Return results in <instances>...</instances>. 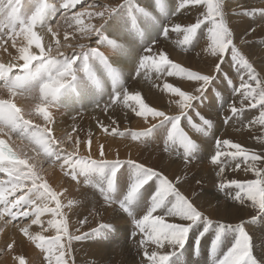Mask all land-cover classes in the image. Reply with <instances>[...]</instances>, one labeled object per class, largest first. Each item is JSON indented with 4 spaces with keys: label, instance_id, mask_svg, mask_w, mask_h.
<instances>
[{
    "label": "snow or ice",
    "instance_id": "1",
    "mask_svg": "<svg viewBox=\"0 0 264 264\" xmlns=\"http://www.w3.org/2000/svg\"><path fill=\"white\" fill-rule=\"evenodd\" d=\"M261 4V7L233 14L259 16L264 21V0ZM78 7L83 10H75ZM225 7V0H180L174 6L169 0H146L143 5L138 0H117L108 4L93 0L87 8H83L82 0H60L59 3L56 0H0V48L5 52L9 51V46L15 50L9 62H0V173L7 177L0 179V220L23 224L16 225L17 231L24 241L40 251L39 264H75L72 259L74 241L90 237L111 240L116 228L98 223L89 231H82L88 224V216L79 218L82 205L72 208L76 201L68 200L71 212L78 216L73 225L71 217L62 211L63 192L54 190L29 159L13 150L9 144L13 135L28 139L38 154L42 153L48 161L58 165L64 177L77 184L81 178L85 185L94 182L103 200L102 207L112 208L129 218L132 231L128 235L132 238L139 235L137 243L143 253V264H193L196 259L185 258L186 245L190 244L192 254L198 258L202 241L209 237L211 264H259L253 255L254 240L249 229L264 222V153H257L230 139L215 138L209 159L213 165H221L217 177L225 172L222 165L227 161H236L237 170L243 164L242 170L255 177L222 179L216 185L221 191L234 190V195L229 197L234 202L231 206L234 212L240 210L238 206H250L255 213L248 219L237 218L238 222H224V218L214 220L206 214L213 207L211 199L198 203L201 194L195 189L191 195L180 191V185L187 182L180 174L174 172L173 180L163 170L158 171L154 166H146L132 158L122 159L119 153L115 158H107L104 144H100L94 153L91 134L87 140H82L75 127L67 133L68 143L74 145L73 151H66L61 137L56 135L54 109L67 107L66 100L71 94L86 95L92 103L99 105L97 97L106 90L105 82L95 71L99 65L111 82L104 110L107 112L113 105L122 104L148 125L138 131L109 129L103 124L99 127L109 136L130 137L140 143L159 137L164 153L171 156L175 151L185 166L191 164L199 148L182 125L186 122L197 133L205 137L210 135L212 119L197 112L199 123H194L189 110L194 108V101L203 100L209 91L217 98V90L211 88L217 77L182 67L169 59L165 50L153 51L152 45L158 43V37L167 39L175 33L182 36L178 41L180 46L194 48L205 35L204 28L208 44L203 51L214 58L209 62L212 72L219 74L222 71L225 54L229 53L230 65L243 70L247 77L241 76L239 86L235 87L225 75L226 83L241 97L239 107L229 105L231 116L225 118V123L240 118L247 107L258 108L259 115L244 127L264 126V75H261L264 67L257 72L250 62V54L234 42ZM61 12L66 25L63 42L58 31L52 28L55 17ZM183 12L199 15L194 22H176ZM260 26L264 27V23ZM251 31L254 33L255 29ZM124 35L138 36L139 44L119 42L118 38ZM85 39L94 41L95 46L72 43ZM256 43L264 46V39ZM105 46L131 65V74L139 76L155 72L168 77L179 76L195 82L197 94L164 83L163 89L178 97L175 100L178 114L170 115L149 106L140 92L130 93L124 86L122 70L114 67L100 51ZM63 48L72 51L67 53ZM78 88L82 91L78 92ZM19 97L31 98L34 103L18 106L16 100ZM33 116L42 119L44 124L34 123ZM72 133L77 135L74 137ZM82 151L87 155H81ZM196 184H201V180ZM205 203L208 209L203 207ZM220 207L217 203L216 209ZM45 216L50 217L46 222L42 219ZM33 226L40 230H33ZM49 229H54L56 234L45 235ZM73 229L79 234H73ZM17 243L13 239L4 250L15 253ZM149 245H154V249L149 251ZM13 260L15 264H28L22 254L14 255Z\"/></svg>",
    "mask_w": 264,
    "mask_h": 264
},
{
    "label": "rangeland",
    "instance_id": "2",
    "mask_svg": "<svg viewBox=\"0 0 264 264\" xmlns=\"http://www.w3.org/2000/svg\"><path fill=\"white\" fill-rule=\"evenodd\" d=\"M177 1L179 0H176V2ZM230 1L233 2L231 3L229 2V0H225V4L227 7H225L224 10L227 13L230 27L234 32V42L237 46L241 47L245 51V53L250 54V62L253 63V66L257 69V72H260L261 68L264 67V46H259L256 41L264 39V27L260 26L262 23H264V21H262L259 16L248 17L238 14L234 15L233 13H239L244 9L261 7V0ZM56 2L59 3L60 0H56ZM92 2L93 0H82L83 8H87L88 5ZM97 2L101 4H108L116 3L117 0H109L108 3L106 2V0H97ZM174 2L175 1L173 0H169V3L173 6ZM75 10L79 11L83 9L78 7ZM197 15H199V13L183 12V14L179 16L178 20H176V18L173 19L176 20V22L186 24L189 22H194ZM62 23L63 13L61 12L57 14L55 20L52 23L53 30L59 29L57 27H60ZM96 23L99 24V22ZM237 29L238 31L236 32ZM252 29H255L254 33L251 31ZM203 30L205 35L202 36L199 44L194 48L191 45L180 46L178 44V41L179 39H182V36H177L175 33H173L167 39H164L163 37H158V42L164 41V45L166 47L162 45L159 49L153 50H165L166 54L168 55V58L175 63H179L182 67H187L190 70H199L204 74H212L217 77L213 85H211V88L217 90L218 92L217 98H213L211 91H209L203 100L194 101V108L189 110L191 116L193 117L194 123H199V119L196 116L197 112H199L206 118L212 119L213 127L210 135L205 137L201 133H197L196 131L191 129L190 126L186 124V122L182 125V127L185 128V131L188 132L189 136L196 142L199 148V151L193 158L191 164L185 166L183 164L182 159L177 157L175 151H173L171 156H169L167 153H164L162 140L159 137H156L152 140H149L147 143L142 144L140 142L132 141L130 137L125 138L120 136H109L99 127L100 124H103L109 129H111L112 127H117L120 131H124L126 129L138 131L148 126L145 122L144 124L137 126L138 124L144 121L143 118L136 117L135 114L132 112L131 108H125L122 104L113 105L111 108L108 109L107 112L104 111V105L109 100V93L111 92L110 81V92L106 94L104 101L99 100L98 106L95 103L93 104L94 106L91 105L93 107L90 106V110L87 109V112L89 111L88 114L86 112L84 113V116L79 117L78 114L73 116V111L70 110V108L68 109L64 107L62 109V113L64 111L62 115L63 117H56V121L59 120L56 123V135L61 137L63 141L62 146L65 148L66 151H73L74 145L68 143L67 133L72 132V128L75 127L77 129L79 137L82 140H87L89 138V134H91V139L94 145V151H96L95 145L97 144V142L104 144L106 146V152L108 153L107 158H115L117 153H119L122 159L132 158L137 160L138 162H143L146 166H154L158 171L163 170L164 173L173 180L174 176L172 174L174 172L180 174L181 176L185 177L187 181L186 183H182L180 185V191L187 195H191L192 189H195L197 193L201 194V201H198V203L211 199V203L213 206L211 209H208V205L206 203L203 204V207L208 209L206 214H208L210 218L214 220L224 218V222H228L231 221L229 220L230 218H233L230 214L232 213V210L228 211V208L231 207L234 203L229 198L231 195H234V190L225 189L224 191H221L216 187V185L220 183L222 179H253L255 177L252 173L244 172L242 170L244 167L243 164L241 166V169H235L236 161L225 162L222 165L225 168V172L222 174L221 177H217L216 172L219 170V167L221 165H213L209 159L210 154H213V145L215 143V138L230 139L233 142L240 143L242 146L256 151L257 153H264V126L254 124L250 125L249 127H244V125H247L250 120L259 115L258 108L251 109L247 107L245 108L244 114H242L240 118H233L228 120L227 123H225V118L231 116V112L229 111V105L235 104L237 107H239L241 100L240 95L238 93H234L232 87H230L226 83L225 75L227 74V76L232 81V85L235 87L239 86L241 76H243L245 79L247 77L245 76L243 70H237L230 65V63L228 62L230 60L229 53L225 54L226 60L222 65V71L219 74L212 72V69L209 66V62L214 58L211 57L209 53L203 51V49L206 48L208 44L206 28H204ZM126 37L129 36L124 35L119 37V42L126 43L128 40ZM172 40L173 42H171ZM61 42H63V40H61ZM76 43H92V46H95L94 41L90 42L87 39L79 40ZM152 47L155 48V44L152 45ZM162 47L164 48L162 49ZM104 48H106V46L103 48L101 47L100 50H105ZM62 50L67 53H70L72 51L68 48H63ZM125 62L126 60L121 58L120 65L124 64ZM113 66L116 67L115 64H113ZM95 71L100 72L102 75L104 74V70L99 65L96 66ZM122 74V76H124L122 77V80L126 81L123 82L124 86L128 89L130 93L132 91L140 92L145 103L149 104V106H154L160 110L166 111L170 115L178 114L179 112V109L175 103V100L178 99V97H174L173 94L166 92L163 89L164 83H169L173 86L181 87L182 90L197 94L194 90L196 87H198V85L193 81H188L179 76L168 77L164 74L158 75L155 72H149L146 75V77L150 75L148 76L149 78L147 77L148 81L144 82L142 81V78H139L135 75L130 79H125V74L123 71ZM261 75H264V73H261ZM105 76H107L106 73ZM137 83L139 84V86H137ZM244 103L245 105H247V101H245ZM65 109L68 111L67 115L65 114ZM35 119L36 120H34L33 118L34 123L40 125L44 124L42 119H38L37 117H35ZM113 120L116 121L115 125L112 124ZM61 133H63V135H61ZM72 135L75 137L77 133H72ZM98 135L102 137L98 138ZM96 137L97 140H95ZM118 138L120 141L118 140ZM93 139L95 140V142ZM21 140L22 138H18L15 135L12 136V142L17 141L15 143H17L18 145L21 143ZM26 146L27 147H25V145L24 147L21 146L22 157L32 160L33 165L37 164L35 169L40 173V175L46 177L47 175H49L50 170L55 168L59 169L58 165L53 164L51 161H47L45 159L43 160L41 153L40 156H37L39 158V161H37V157L35 156L34 158V155H32L28 150L27 143ZM131 148L134 150H132ZM178 150L182 151V149ZM82 154L83 153L81 152V155ZM93 158H95V154ZM172 161H175V163H173ZM48 167H51L52 169L49 170ZM0 179H7V177L4 173H1ZM197 180H201V184L197 185ZM68 189L69 192L67 194L62 195L61 197V202L62 198H64V201L66 200V203L62 202V211L67 213V215L71 217V223L73 225H76L78 216L71 212L68 205V200L76 201V203L71 206L72 208H77L82 205V207L79 208L80 212L82 213L79 218H83V216H88V224L82 229V231L87 232L91 228L96 227L98 223L111 224L116 228V234L111 240H96L90 237L89 239L74 241V256L72 257V259H74L75 264H143V253L137 243L140 238L139 235L135 238H132L128 235L132 231V225L129 218H127L121 212L113 210L112 208H107V206L102 207L103 200L98 193V189L94 187V182L92 184L85 185L83 183V178H81L79 184L70 180L68 184ZM217 203H219L221 206L219 209H216ZM238 207L240 210L234 212L235 217L237 216V218L248 219L251 215L255 214L254 210L251 209L250 206ZM45 217L49 218L48 216ZM232 222H238V220L236 219V221ZM3 223L5 224V221ZM8 224L10 226L12 225L10 228V232L15 231V229L17 230L16 225L23 226L20 221H13L12 224ZM52 230L53 229H49L47 233ZM249 230L254 240L253 255L258 260L259 264H264V222L252 226ZM73 234L78 235L79 233H76L73 229ZM47 235L49 236V234ZM210 239L211 237H209L208 240L202 241V250L198 258H196L192 254L190 244L186 245V248H188V250L186 252L185 258L189 261L196 259L194 260L193 264H211V256L208 251ZM25 243L31 246L30 243L26 241ZM31 247L33 250L31 252V257L26 258V260L28 261V264H39L40 260L42 259V255L38 249H35L34 246ZM154 247V245H149L148 250L151 251L154 249ZM1 250H3V245H0V257ZM168 250L171 251L172 249L169 248Z\"/></svg>",
    "mask_w": 264,
    "mask_h": 264
},
{
    "label": "bare ground",
    "instance_id": "3",
    "mask_svg": "<svg viewBox=\"0 0 264 264\" xmlns=\"http://www.w3.org/2000/svg\"><path fill=\"white\" fill-rule=\"evenodd\" d=\"M108 1L109 0H106V2L108 3ZM173 1H175L174 2V5L175 4H178L179 2H180V0L179 1H177L176 2V0H173ZM22 2H23V0H22ZM146 2V0H139V2L138 3H141L142 5L144 4ZM229 2H231L230 0H229ZM233 2V1H232ZM231 2V3H232ZM234 6V5H233ZM227 7V6H226ZM191 16V15H190ZM248 18V17H247ZM181 19V18H180ZM258 19V18H257ZM95 23L96 22H99V21H94ZM261 22V21H260ZM60 24H61V22H60ZM98 24V23H97ZM243 26H244V24H243ZM57 28H59V29H55L54 31H58V34L60 35V37H61V40H62V37H63V32L65 31V28H66V25H64V23H62V25L60 26V27H57ZM238 31V29L236 30V32ZM129 36V35H128ZM128 40H127V42L126 43H123V44H125V45H130V44H139V37L138 36H129V37H126ZM158 39V38H157ZM160 39V38H159ZM165 39V38H164ZM120 41H121V39H120ZM125 41V40H124ZM160 41V40H159ZM74 42V44L77 42L76 40H74V41H72V43ZM171 42H173V40L171 41ZM167 43H168V41H167ZM165 44V42L164 41H160V42H158L157 44H155V48L153 47V50L154 49H159L162 45H164ZM167 45V44H166ZM165 46V45H164ZM176 46V45H175ZM166 47V46H165ZM172 47V46H171ZM103 48V47H102ZM164 47H162V49H163ZM169 48V47H168ZM105 50H100L101 52H103L104 53V55L106 56V57H108L109 59H110V61L112 62V64H115L116 65V67H119L120 69H122V71L124 72V74H125V79L127 78V79H130V78H132L134 75L133 74H131V65H129V63L126 61L124 64H122V65H120V63H121V58H119V57H117V56H115L114 55V53H113V51H112V49L111 48H109V47H106V48H104ZM177 49V48H176ZM66 50V49H65ZM156 51V50H155ZM171 51V50H170ZM14 52H15V50L14 49H11V47L9 46V51L8 52H5L2 48H0V62H4V63H7V62H9L11 59H12V55L14 54ZM172 53H173V51H172ZM176 53V52H175ZM175 55V54H174ZM172 57V56H171ZM101 72H102V70H101ZM97 73V75L105 82V91L100 95V96H98L97 97V99H98V101L100 100V101H104V99H105V96H106V94L107 93H109L110 92V83H109V80L106 78L107 76H105V72H104V74L102 75L100 72H96ZM123 75V74H122ZM148 76H150V75H148ZM147 76V77H148ZM122 77H124V76H122ZM139 78H142V81H144V82H147L148 80V78L146 77V75H144L143 73H141V75H139L138 76ZM135 78V77H134ZM123 79V78H122ZM138 79V78H137ZM135 80V79H134ZM156 80V79H155ZM123 81V80H122ZM137 81V80H136ZM150 81V80H149ZM159 81V80H158ZM157 81V82H158ZM123 82H126V81H123ZM138 82V81H137ZM139 83H140V79H139ZM172 83V82H171ZM144 84V83H143ZM133 85V84H132ZM141 85V84H140ZM90 86V85H89ZM137 86H139V84L137 83ZM130 87H131V85H130ZM144 87V86H143ZM129 88V87H128ZM139 88V87H138ZM140 88H141V86H140ZM139 88V89H140ZM146 90H147V87H146ZM77 91L79 92V91H82V88H80V89H77ZM133 92V91H132ZM151 93H153V92H151ZM150 93V94H151ZM153 96V95H152ZM159 98V97H158ZM151 99V98H150ZM153 100V99H152ZM156 101V100H155ZM158 101V100H157ZM16 102H17V104H18V106H29V105H32L33 103H34V101L31 99V98H28V97H26V98H24V97H19V98H17V100H16ZM103 103V102H102ZM162 103V102H161ZM66 104L68 105L67 107H65V108H70V110H72L73 111V113H74V115L73 116H75V115H79V117L80 116H84V113H86L87 112V109H89L90 108V106L91 105H93L94 103H92L88 98H87V96L86 95H81V96H77L75 93H73V94H71L70 95V97L66 100ZM163 104V103H162ZM94 106V105H93ZM93 106H91V107H93ZM64 107L62 106L59 110H55L54 109V111L56 112V117L58 118V117H60V116H62L63 115V113H64V111H63V113H62V109H63ZM102 108V107H101ZM92 109V108H91ZM90 110V109H89ZM65 111H66V115H67V113H68V111L65 109ZM105 111V110H104ZM89 112V111H88ZM88 112H87V114H88ZM103 112V111H102ZM91 113V112H90ZM93 113V112H92ZM105 113V112H104ZM102 114V113H101ZM113 115V114H112ZM72 116V115H71ZM87 116V115H86ZM55 117V118H56ZM63 117V116H62ZM65 117V116H64ZM34 118V120H36L35 119V116H33L32 117V119ZM86 118V117H85ZM124 118V117H123ZM39 119V118H38ZM62 119V118H61ZM39 121V120H38ZM42 121V120H41ZM40 121V122H41ZM57 121H59V120H57ZM56 121V122H57ZM68 121V120H67ZM135 122V121H134ZM64 124H66V123H64ZM142 124H144V121L142 122V123H140V124H138L137 126H140V125H142ZM60 126V125H59ZM61 127V126H60ZM188 128V127H187ZM186 128V129H187ZM59 132V131H58ZM99 137H102V136H100V135H98V138ZM5 138V137H4ZM5 139H7V138H5ZM110 139V138H109ZM94 140V139H93ZM95 140H97V137H96V139ZM95 140H94V142H95ZM117 140V139H116ZM118 140H119V138H118ZM19 141V140H18ZM120 141V140H119ZM15 142H17V141H15ZM15 142H12V138H11V140L9 141V144H10V146L13 148V150L14 151H17L18 152V154H21V156H22V147H24V145H25V147H27L26 146V143L28 144V150L30 151V153L32 154V155H34V158H35V156L37 157V156H40V154H38L37 153V151L35 150V148H34V146L32 145V143L28 140V139H26V138H22V140H21V143L18 145L17 143H15ZM115 142V141H114ZM113 142V143H114ZM118 142V141H117ZM25 143V144H24ZM101 143L99 142H97V144L95 145V150L96 149H98V147H99V145H100ZM121 144V143H120ZM143 144V143H142ZM22 146V147H21ZM94 146V145H93ZM129 146H130V144H129ZM109 147V146H108ZM110 148V147H109ZM108 148V149H109ZM120 149V148H119ZM127 149V148H126ZM132 149V148H131ZM132 150H134V149H132ZM116 151V150H115ZM127 151V150H126ZM95 152V151H94ZM132 152V151H131ZM82 155H87V152H84V151H82ZM42 154V153H41ZM108 154V153H107ZM126 154V153H125ZM128 154H129V152H128ZM31 155V156H32ZM125 156V155H124ZM42 157H43V160L45 159V160H47L44 156H43V154H42ZM39 158L37 157V161H39L38 160ZM170 160V159H169ZM31 163H32V160H29ZM36 161V162H37ZM48 161V160H47ZM42 162V161H41ZM46 162V161H45ZM182 162V161H181ZM36 165L37 164H35L34 166L36 167ZM50 165V164H49ZM52 165V164H51ZM169 165V164H168ZM48 169L50 170V169H52L51 167H48ZM1 174V173H0ZM45 179L46 180H48L49 181V183H50V185L53 187V189L54 190H57V191H62L63 192V195L64 194H67L68 192H69V189H68V184H69V178H66V177H63V174L60 172V170L59 169H52V170H50V172H49V175H47L46 177H45ZM66 188H67V190H66ZM71 189V188H70ZM72 192V191H71ZM66 201V200H65ZM64 201V198H62V202H65ZM66 203V202H65ZM232 210V207H229L228 208V211H231ZM237 212V211H236ZM230 213V212H229ZM223 214V213H222ZM232 216L231 217H233V218H230L229 220H231V221H236V219H237V216L235 217V214H234V211L232 210V213H230ZM225 216V215H224ZM240 217V216H239ZM50 218V217H49ZM49 218H46V217H43L42 219H44L45 220V222H46V220L47 219H49ZM244 218V217H243ZM4 221L3 220H0V241H1V243H0V245H3V250H1V257H0V264H15V262H14V260H13V256L14 255H19V254H22V255H24L25 256V258H30L31 257V252L33 251L32 250V247L31 246H33V245H27L26 243H25V241L21 238V236H20V234L18 233V231L15 229V231H12V232H10L11 231V226L8 224V223H3ZM12 224V223H11ZM45 226H47V224L45 223ZM254 229V228H253ZM33 230H35V231H39L40 229L37 227V226H33ZM54 232H55V230L53 229L52 231H50L49 233H44L45 235H47V234H49V236H54ZM56 234V233H55ZM13 239H15V240H17L18 241V243H17V245H16V247H15V253H5V252H7V251H5L4 249V247H5V245L8 243V242H11ZM208 243V242H207ZM204 246V245H203ZM5 251V252H4ZM37 253V252H36ZM33 258V257H32Z\"/></svg>",
    "mask_w": 264,
    "mask_h": 264
}]
</instances>
